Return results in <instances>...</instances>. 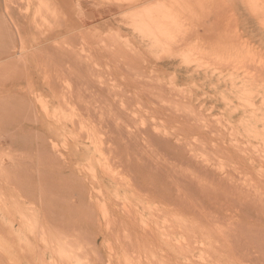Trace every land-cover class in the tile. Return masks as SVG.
Segmentation results:
<instances>
[{"label": "rangeland", "instance_id": "rangeland-1", "mask_svg": "<svg viewBox=\"0 0 264 264\" xmlns=\"http://www.w3.org/2000/svg\"><path fill=\"white\" fill-rule=\"evenodd\" d=\"M86 65L106 90L54 101ZM238 260L264 264V0H0V264Z\"/></svg>", "mask_w": 264, "mask_h": 264}, {"label": "bare ground", "instance_id": "bare-ground-1", "mask_svg": "<svg viewBox=\"0 0 264 264\" xmlns=\"http://www.w3.org/2000/svg\"><path fill=\"white\" fill-rule=\"evenodd\" d=\"M132 61V60H131ZM87 66V65H86ZM92 66V65H91ZM90 65H88L87 66V70H88V72L87 73H85V74H76L75 75V83L71 86V85H69V84H64V86H63V88L64 89H61V91H59V93H55L54 91L52 92L53 93V95H52V98L54 99V101H56L57 103H64V102H66L67 100H70L74 95H76V94H81V93H85L86 95L88 94L89 96H91L92 94H94V93H96V94H98V93H101V92H103V91H105L106 90V85L104 84V83H101V82H97V81H94V80H90L91 78H92V74H91V69L93 68V66L91 67ZM96 69V68H95ZM71 73V72H70ZM65 74V73H64ZM86 74H88V77L90 78H88L87 79V76H86ZM91 74V75H90ZM69 76H70V74H69ZM64 77H66V75L64 76ZM136 81H138V80H136ZM131 83V82H130ZM132 84V83H131ZM129 84V83H123V84H121V88H122V90H124V91H126V89L127 88H133V87H137V85L138 86H140L139 84ZM124 85H126V87L124 88ZM131 85V86H130ZM119 87V90L121 89ZM112 94H113V92H112ZM136 94V93H135ZM138 96V95H137ZM90 107V106H89ZM88 107V108H89ZM87 108V109H88ZM94 108V107H93ZM101 108H99V113H100V116H103V114H102V112H101V110H100ZM94 111H95V109H94ZM96 113V112H95ZM134 115H136V114H134ZM103 120V119H102ZM121 126V125H120ZM148 127V126H147ZM120 129V131H123V128H124V126L122 127H119V125H116V130L117 131H119L118 129ZM119 131V132H120ZM146 130L143 128V131H142V129H136V130H134V131H129V132H125V134L123 135L125 138H127V139H130V140H132V139H136V137L140 134L141 135V133L140 132H142V133H144ZM108 133V132H107ZM109 134V133H108ZM107 135V134H106ZM120 135V134H119ZM139 135V136H140ZM145 135H146V133H145ZM138 138V137H137ZM143 138V137H142ZM114 138L113 137H110L109 135H108V140H112V141H114L113 140ZM137 140V139H136ZM135 157V159L137 158V156H134ZM196 157V156H195ZM117 158V157H116ZM130 158V157H129ZM131 159H133V158H131ZM136 160H138V159H136ZM135 160V161H136ZM134 161V160H133ZM127 162V161H126ZM132 162H130V161H128V163H126V164H128V165H126L123 161H122V159L120 160V158L118 157L117 158V161H116V164H117V166L118 167H120V168H123V169H125V168H127V167H130L129 165L131 164ZM132 165V164H131ZM133 166V165H132ZM130 169V168H129ZM121 171H122V169H121ZM133 171V170H132ZM127 172V171H126ZM134 172V171H133ZM131 174V173H130ZM129 175V174H128ZM185 176V175H184ZM132 177H134V175L132 176ZM130 178V177H129ZM112 180V179H111ZM135 180V178L133 179V182H135L134 181ZM192 181V180H191ZM223 182V181H222ZM117 184V183H116ZM143 189L144 188H142V192H143ZM215 189H217V188H215ZM220 189V188H219ZM218 190V189H217ZM131 191V190H130ZM141 191H139V192H141ZM227 192V191H226ZM132 193L133 194H131V196H135L137 193H138V191L136 190V192H135V190H133V188H132ZM228 194V193H227ZM235 194V193H234ZM233 194V195H234ZM184 195V194H183ZM232 195V193H230L229 194V196L230 197H232L231 199H234V200H237V196L236 195H234V197L235 198H233V195ZM127 197H129V195L127 196ZM148 197V199L149 200H151V195H148L147 196ZM181 197V198H180ZM226 197H228V196H226ZM229 197V198H230ZM176 198H179V200H181L182 202H183V197L181 196V194H179L178 195V191H177V197ZM234 200H232V202L231 203H233V201ZM238 201V200H237ZM235 202V201H234ZM201 207V206H200ZM183 213V212H182ZM178 214V212L176 213V215ZM179 216H182V215H179ZM210 216H215V215H210ZM216 217H218L217 215H216ZM217 220H219L218 218H217ZM220 221V220H219ZM189 223V222H188ZM194 223V222H193ZM191 224V223H190ZM195 224V223H194ZM215 224V223H214ZM219 224V223H218ZM197 226V225H196ZM200 226V225H199ZM199 226H197V228L199 227ZM219 226V225H218ZM215 226L216 228L214 229L215 231V234L214 233H212L213 235H211V234H209L210 236V238H215V239H217V238H219V240H215V239H212V240H214V242H215V244H217V242H218V245H214V246H218V250H219V248L220 247H226V246H228L229 245V247L230 248H232V245H234L232 242H230V237H231V234H232V232L230 231V229H228L229 230V235H228V233H227V235L225 234V232H227V231H224L223 230V227H221L222 228V230H219L218 228L221 226ZM170 227H171V225H170ZM195 226H193V224H192V226H189V224H188V226H186V227H183V229L182 228H178L179 230H178V232L181 234V237L182 236H184L183 234L184 233H187V230H188V233L189 232H191L192 233V235H194L193 237H195L196 236V233L198 232L197 230H200L199 228H201V227H199L198 229H197ZM202 228H203V225H202ZM204 229H206V228H204ZM204 229H202V230H204ZM205 231V230H204ZM176 232V231H175ZM207 232L208 233H211L210 231H208L207 230ZM222 232V233H221ZM231 232V233H230ZM205 233H206V231H205ZM201 234V233H200ZM173 235H175V234H173ZM179 234H177V236H178ZM190 235V234H189ZM208 234H205V236H207ZM169 236L170 235H168V238H169ZM191 236V235H190ZM202 236V235H198V237H196V239H199L200 237ZM234 236V235H233ZM232 236V238L234 239L235 238V236L233 237ZM175 237V236H174ZM173 237V238H174ZM180 237V236H179ZM188 237V236H187ZM192 237V236H191ZM191 237H188V243H190V244H192L193 245V243H195L194 241H195V238H194V240H193V237L191 238ZM186 238V237H185ZM165 239V238H164ZM164 239H163V242L164 243H167V242H165V241H168V239H167V237H166V239L167 240H165L164 241ZM183 239V238H182ZM187 239V238H186ZM189 239H192L191 241L192 242H190V240ZM203 239V238H202ZM172 240V239H171ZM201 239H199V241H200ZM184 241H185V239H184ZM183 241V242H184ZM202 241V240H201ZM220 241H221V243L222 244H220ZM183 242H181V246L180 245H175L176 246V248L177 247H180L182 250L183 249H186L185 247H184V245L186 246V245H188V243L186 244V242L185 243H183ZM211 242V241H210ZM170 243V242H169ZM180 243V242H179ZM179 243H177V244H179ZM182 243H183V247H182ZM197 244H198V242H197ZM210 244V243H209ZM220 244V245H219ZM212 245V244H211ZM166 246H169V244L168 245H166ZM160 247H161V245H160ZM170 247V246H169ZM188 247H190V246H188ZM193 248H195V245L194 246H192ZM235 247H238V246H235ZM161 248H163V246L161 247ZM239 248L240 247H238V250H239ZM199 249V248H198ZM205 250H206V248H204ZM228 249V248H227ZM234 249V248H233ZM160 250V249H159ZM162 250V249H161ZM181 250V252L183 253V251ZM187 250H190L191 251V249L189 248H187ZM197 250V249H196ZM234 250H237L236 248L234 249ZM237 250V251H238ZM241 250V249H240ZM184 251H186V250H184ZM190 251H188V252H190ZM211 251H212V249H211ZM248 251V250H247ZM188 252H186V253H188ZM196 252V251H195ZM206 252V251H205ZM231 252V251H230ZM235 252V251H234ZM243 252H244V254H245V250L243 249ZM242 252V253H243ZM185 253V252H184ZM185 253V254H186ZM191 253V252H190ZM190 253H189V257L192 255H190ZM209 253H211V252H209ZM208 253V251H207V254H209ZM236 253V252H235ZM242 253H240V254H242ZM237 254H238V252H237ZM247 254H250V253H247ZM246 254V256L247 257H249L248 255ZM187 255V254H186ZM232 255V254H231ZM193 256V255H192ZM238 256H240V255H238ZM237 256V257H238ZM242 257H243V255H241ZM234 258H236L235 256H233ZM247 257H245V258H247ZM204 258H206L205 256H204ZM233 258V259H234ZM208 259V258H207ZM206 259V260H207ZM209 259H210V257H209ZM231 259V263H233V261L234 260H232V258H229L228 257V260H230ZM238 259H240V258H238ZM243 259H244V257H243ZM247 259H249V258H247ZM235 260H237V258L235 259ZM245 260V259H244ZM244 260H238L237 261V264H244ZM202 261V260H201ZM203 262V261H202ZM235 262V261H234ZM236 263V262H235Z\"/></svg>", "mask_w": 264, "mask_h": 264}]
</instances>
